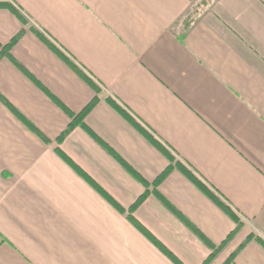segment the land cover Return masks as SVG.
Listing matches in <instances>:
<instances>
[{
    "label": "crops",
    "instance_id": "0c3cea01",
    "mask_svg": "<svg viewBox=\"0 0 264 264\" xmlns=\"http://www.w3.org/2000/svg\"><path fill=\"white\" fill-rule=\"evenodd\" d=\"M6 1L0 264H264V0Z\"/></svg>",
    "mask_w": 264,
    "mask_h": 264
},
{
    "label": "trees",
    "instance_id": "16d2710c",
    "mask_svg": "<svg viewBox=\"0 0 264 264\" xmlns=\"http://www.w3.org/2000/svg\"><path fill=\"white\" fill-rule=\"evenodd\" d=\"M2 3H4L6 5V7L13 12L22 22L23 24H26L25 19L23 18V16L18 12V10H16L13 6H11L6 0H0ZM35 32V34L41 39V41H43L55 54H57L63 61H65L69 66H71V68L85 81L87 82V84H89L93 90L98 94L100 93V89L99 87L93 82V80H91L79 67H77L76 65H74L70 60L67 59V57L53 44L51 43L43 34H41L40 32L33 30ZM22 35H19L18 37H16L8 46L4 47L2 50L3 52H5V54H7L8 57H10V51L13 48V46L19 41V39L21 38ZM97 99L95 98V100L86 108V110L81 113L78 116H74L73 114H71V116L76 120V119H80L81 123L83 124V119L84 117L87 115V113L94 107V105L96 104ZM108 102L114 106L121 114L127 116V114L125 113V111L123 110V108H121L117 103H115L114 101L108 99ZM63 108H65L62 105ZM66 109V108H65ZM128 119L132 122L133 125H135V127L145 135V137L149 138V140L155 144L161 151H163L161 145L159 144V142H157L151 135L147 134V132L137 123L135 122L133 119H131L129 116H127ZM74 120V121H75ZM74 121L71 123V125L68 128L67 133H69L74 127H75V123ZM84 125V124H83ZM171 167L168 168V170L158 179V181L160 179H163L164 177H166L169 173H170ZM195 183L202 188L203 190H206V192L208 193V195L216 202L218 203L225 211L229 212L231 214V216L235 219V221L240 224L239 219L237 218V216H235L234 213H232L231 210H229V208L224 205L219 199H217V197L212 194L211 192L207 191V189L205 188V186H203V184L201 182H199L197 179H194ZM144 197V196H143ZM144 199V198H142ZM261 243L264 245V242L261 241ZM232 259L228 262V264H231Z\"/></svg>",
    "mask_w": 264,
    "mask_h": 264
}]
</instances>
